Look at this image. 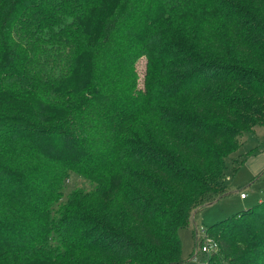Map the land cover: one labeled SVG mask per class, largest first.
I'll return each instance as SVG.
<instances>
[{
  "label": "trees",
  "instance_id": "16d2710c",
  "mask_svg": "<svg viewBox=\"0 0 264 264\" xmlns=\"http://www.w3.org/2000/svg\"><path fill=\"white\" fill-rule=\"evenodd\" d=\"M0 41V264H182L264 124V0H0ZM207 229L206 264H264V200Z\"/></svg>",
  "mask_w": 264,
  "mask_h": 264
},
{
  "label": "rangeland",
  "instance_id": "374dc122",
  "mask_svg": "<svg viewBox=\"0 0 264 264\" xmlns=\"http://www.w3.org/2000/svg\"><path fill=\"white\" fill-rule=\"evenodd\" d=\"M211 41H215V37H208L204 51L207 53L213 51L218 53V56L224 55L227 44L217 38L215 45L220 43L218 47L214 46L212 49ZM231 50L234 51L236 57L249 59L243 49L234 47ZM2 51L0 41V55ZM263 53L261 55H264ZM253 54L255 55L254 52ZM147 60V57L144 56L136 63L137 87L141 89H144ZM238 141L241 143V147L228 157L227 168L223 176V181L227 186V194L206 202L197 215L194 216L193 214L190 224L179 231L184 260L182 264H206L211 255L200 251L201 243L197 242V230L200 232L202 228L206 229L264 200V124L252 126L248 132L245 130L243 134L239 135ZM81 188L88 190L91 185L80 174L72 173L63 183L62 200L66 201L73 191ZM242 193L247 194L246 199L241 197ZM246 246L237 243V247L248 249ZM259 261L264 262V258L260 257Z\"/></svg>",
  "mask_w": 264,
  "mask_h": 264
},
{
  "label": "built area",
  "instance_id": "2783aa9c",
  "mask_svg": "<svg viewBox=\"0 0 264 264\" xmlns=\"http://www.w3.org/2000/svg\"><path fill=\"white\" fill-rule=\"evenodd\" d=\"M241 197L245 199L247 194L242 193ZM198 240L197 242L201 243V250L204 253L213 254L218 250V242L209 234L208 229L202 228L200 232L197 230ZM199 244V243H198Z\"/></svg>",
  "mask_w": 264,
  "mask_h": 264
},
{
  "label": "crops",
  "instance_id": "0c3cea01",
  "mask_svg": "<svg viewBox=\"0 0 264 264\" xmlns=\"http://www.w3.org/2000/svg\"><path fill=\"white\" fill-rule=\"evenodd\" d=\"M246 198H247V197H246ZM246 198H245V199H246Z\"/></svg>",
  "mask_w": 264,
  "mask_h": 264
}]
</instances>
